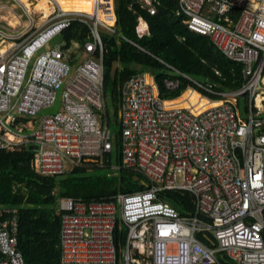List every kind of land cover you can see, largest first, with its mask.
Listing matches in <instances>:
<instances>
[{"label": "built area", "instance_id": "obj_1", "mask_svg": "<svg viewBox=\"0 0 264 264\" xmlns=\"http://www.w3.org/2000/svg\"><path fill=\"white\" fill-rule=\"evenodd\" d=\"M135 1L156 13V0ZM170 1L190 32L207 37L223 56L242 65L243 83L216 92L206 80L157 59L196 89L186 91L217 103L197 112L162 99L149 73L126 80L117 114L120 163L111 170L142 176L145 188L112 200L59 199V264H222L218 254L228 264H264V0ZM7 2L20 5L28 28L35 26L19 0H0V9ZM48 2L52 12L24 42L20 31L0 21V152L33 146V171L57 177L86 162L104 167V158L116 154L100 31H117L114 0H93V13L63 12L54 0ZM226 6L238 13L233 28L213 15ZM75 20L89 22L92 35L81 59L63 43L50 45ZM147 33L138 18L137 36ZM164 84L171 91L178 87L176 80ZM59 90L60 109L40 116L55 104ZM162 191L189 193L194 212L180 214L159 198ZM17 215V208L0 206V264H26L17 249ZM122 226L121 246L115 232ZM198 234L211 240L210 234L217 246L204 244Z\"/></svg>", "mask_w": 264, "mask_h": 264}, {"label": "trees", "instance_id": "obj_2", "mask_svg": "<svg viewBox=\"0 0 264 264\" xmlns=\"http://www.w3.org/2000/svg\"><path fill=\"white\" fill-rule=\"evenodd\" d=\"M154 6L156 13L150 15L135 0H114L117 34L100 31L103 90L113 110L114 120H109V126L116 135L115 156L107 155L104 167L99 168L105 170L104 175L87 176L82 166L72 169L66 176L43 177L31 168L33 152L28 148L0 152V206L18 209L17 249L26 264H59L60 217L55 214L58 199L73 198L87 202L112 200L118 194L144 190L143 185L133 180L138 176L140 181H145L142 176L124 168L113 171L110 164L112 159H115L114 164L120 163L117 114L119 89L126 80L139 73L151 74L159 96L167 100L175 99L170 104L181 108H186L180 104L185 100L186 90L195 87L157 59L192 79L203 78L212 84L216 92L233 91L243 83L242 65L223 56L207 37L190 32L183 23V17L175 16L171 11L170 0H156ZM138 18L148 28V33L140 38L136 34ZM88 23L75 20L59 35L64 49L71 48L74 43L82 50L85 43L92 41ZM214 69L220 72V77L214 74ZM165 80H176L178 87L168 90ZM209 98L219 100L215 96ZM158 196L182 215L192 214L195 210L192 196L187 192L162 191ZM125 236L126 229L122 226L115 232V241L122 246ZM207 236L216 247L212 236ZM198 239L210 245L203 234H198ZM217 258L222 264H228L223 255L218 254Z\"/></svg>", "mask_w": 264, "mask_h": 264}, {"label": "rangeland", "instance_id": "obj_3", "mask_svg": "<svg viewBox=\"0 0 264 264\" xmlns=\"http://www.w3.org/2000/svg\"><path fill=\"white\" fill-rule=\"evenodd\" d=\"M32 3L34 4L35 1L32 2ZM57 7L60 8L59 6H57ZM59 10L62 11L61 8ZM25 12L26 11L20 5H17L15 3H10V2H7L5 4V8L0 9V21H1V23H3V25H5V26H7L9 28V26L11 27V25L9 24L11 21L14 22V19H15V21L16 20L19 21L20 24L16 25L15 28H14V29H16V30L21 32V36L19 38V42L26 41L33 34V32L35 30V27L40 25L42 23V21H43V19H41L42 15H40L39 13H36V12H31L32 13V19H33V24L35 26H32L31 29H29L28 28L29 19L25 15ZM69 12H73V11H69ZM80 13H87V12H80ZM8 24H9V26H8ZM62 43H63V41H62L61 37L57 36L51 41L50 45L51 46H54V45L60 46ZM69 51L73 55H76V57L79 56L77 59H79V58L81 59V56L83 57V55L81 53L82 50L74 43L72 44V47L69 48ZM197 80L199 82H201V83H205L203 78H199ZM60 96H61V90L57 91L55 104L52 107H50L49 109L43 110L39 115L42 116V115L53 114V113L57 112L60 109V107H61ZM106 105H107L106 111H107L108 118L112 122L114 120L113 110H112V107L110 106V101H109L108 95H107V98H106ZM114 163H115V159H112L110 161V164H114ZM83 167L86 170L85 175H87V176H91V175H95V176L99 175V176H101V175H104V171L105 170L104 169H99L101 166H99L95 162H86V163L83 164ZM70 172H71V168H68L66 173H64V175L66 176Z\"/></svg>", "mask_w": 264, "mask_h": 264}, {"label": "bare ground", "instance_id": "obj_4", "mask_svg": "<svg viewBox=\"0 0 264 264\" xmlns=\"http://www.w3.org/2000/svg\"><path fill=\"white\" fill-rule=\"evenodd\" d=\"M19 1L23 3L25 9L28 10L29 12H36L42 15L41 19L47 18L52 12V6L48 2V0H34L35 1L34 4H31L29 0H19ZM54 1H55V5L59 6L63 12L66 10L65 12L73 11L76 13H80V12L93 13L92 12L93 0H54ZM213 15L221 24L229 28L234 27L235 21L237 20L238 17V13L236 14L235 10L227 6L223 7L220 10H216V12L214 11ZM9 24L15 27L18 24V21L17 20L15 21L14 19V22L11 21ZM184 99L185 100H182L180 104L184 105V107L186 108L189 107V105L194 106V110L197 112L203 111L205 109L217 105V103L209 102L204 98L200 99L199 95L193 91H188L184 95Z\"/></svg>", "mask_w": 264, "mask_h": 264}, {"label": "water", "instance_id": "obj_5", "mask_svg": "<svg viewBox=\"0 0 264 264\" xmlns=\"http://www.w3.org/2000/svg\"><path fill=\"white\" fill-rule=\"evenodd\" d=\"M29 150H34V147H33V146H30V147H29ZM133 180H134L135 182H139L140 185H144V184H145L144 182H142V181L139 180V177H138V176H135V177L133 178ZM205 238H206V240H207L211 245H213V242H212L211 240H209L207 237H205Z\"/></svg>", "mask_w": 264, "mask_h": 264}, {"label": "crops", "instance_id": "obj_6", "mask_svg": "<svg viewBox=\"0 0 264 264\" xmlns=\"http://www.w3.org/2000/svg\"><path fill=\"white\" fill-rule=\"evenodd\" d=\"M29 1H30V0H29ZM32 2H34V0H32ZM32 2H30V3H32ZM32 4H33V3H32ZM140 28L143 29L144 27H143V26H140ZM31 168H32V166H31ZM60 199H61V198H60ZM58 201H59V199L57 200L56 205H55V214L58 215V216H60V214H59V209H58Z\"/></svg>", "mask_w": 264, "mask_h": 264}]
</instances>
